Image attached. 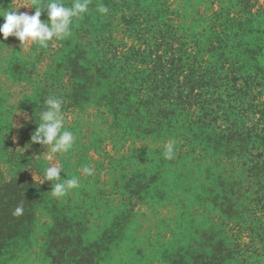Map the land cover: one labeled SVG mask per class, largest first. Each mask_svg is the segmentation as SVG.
Instances as JSON below:
<instances>
[{
    "label": "trees",
    "instance_id": "trees-1",
    "mask_svg": "<svg viewBox=\"0 0 264 264\" xmlns=\"http://www.w3.org/2000/svg\"><path fill=\"white\" fill-rule=\"evenodd\" d=\"M17 45L0 34V264H264V0H91ZM49 96L74 134L53 162L31 141ZM49 163L79 188L52 197Z\"/></svg>",
    "mask_w": 264,
    "mask_h": 264
},
{
    "label": "clouds",
    "instance_id": "clouds-1",
    "mask_svg": "<svg viewBox=\"0 0 264 264\" xmlns=\"http://www.w3.org/2000/svg\"><path fill=\"white\" fill-rule=\"evenodd\" d=\"M91 0H71L65 4L63 0H48L43 7L39 0H30V3H22L13 10L0 9V17L3 23L0 24V34L4 39L14 36L19 42L21 50L26 49L32 43L42 48H47L49 43L56 40H63L71 35V26L75 19L81 18L89 11ZM34 8L33 14L19 12V8ZM47 10V21L40 19L42 12ZM98 13L106 15L108 7L97 5ZM64 101L56 96H49L43 102L44 110L39 114V123L31 136V141L46 146L45 159L53 162L57 154L67 153L73 147L74 134L65 127V116L62 111ZM175 156V141L170 140L164 148V157L173 159ZM64 171L62 166L49 163L44 169L43 178L38 182H51V195L54 198H62L71 190L79 188V180L76 177L61 178L60 173ZM86 175H92L93 169L85 166L82 169ZM56 181V183H52ZM22 207H17L14 215H20Z\"/></svg>",
    "mask_w": 264,
    "mask_h": 264
},
{
    "label": "rangeland",
    "instance_id": "rangeland-1",
    "mask_svg": "<svg viewBox=\"0 0 264 264\" xmlns=\"http://www.w3.org/2000/svg\"><path fill=\"white\" fill-rule=\"evenodd\" d=\"M263 0H259V2H262ZM22 3H30V0H0V9H8V10H13L17 7H19ZM19 12H28L29 14H33L34 13V8H26V7H21L19 8L18 10ZM2 17H0V24H2ZM17 44H20V42L14 37V36H10V45L14 48L16 47L17 48ZM30 46V45H29ZM28 48V47H27ZM26 48V49H27ZM24 49V50H26ZM18 124V121L16 122V125ZM14 141V145H16L17 143V140L16 139H13ZM152 234L154 235L155 233L154 232H150L149 233V236ZM134 237V233L132 232L131 234H127L126 235V238L128 240H132ZM102 245H101V248L99 247V249L97 250V253L98 255L95 256L93 262L96 263V261L98 260V256L102 255ZM151 249V247H149V250ZM133 251H135V249H133ZM60 259H55V262L57 263ZM132 261H138V258H135L133 259ZM129 263V262H127ZM82 264V262H81ZM111 264V263H110ZM145 264H148V262H146Z\"/></svg>",
    "mask_w": 264,
    "mask_h": 264
}]
</instances>
